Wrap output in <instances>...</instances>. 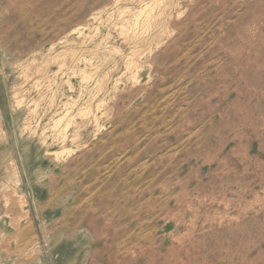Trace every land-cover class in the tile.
<instances>
[{"label":"rangeland","instance_id":"1","mask_svg":"<svg viewBox=\"0 0 264 264\" xmlns=\"http://www.w3.org/2000/svg\"><path fill=\"white\" fill-rule=\"evenodd\" d=\"M0 264H264V0H0Z\"/></svg>","mask_w":264,"mask_h":264}]
</instances>
